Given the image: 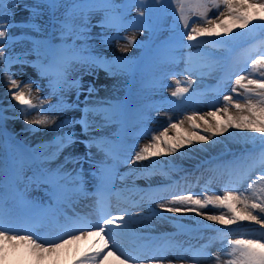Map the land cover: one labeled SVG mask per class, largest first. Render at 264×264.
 <instances>
[{
  "label": "snow or ice",
  "instance_id": "obj_1",
  "mask_svg": "<svg viewBox=\"0 0 264 264\" xmlns=\"http://www.w3.org/2000/svg\"><path fill=\"white\" fill-rule=\"evenodd\" d=\"M54 21L53 27L59 34V42L38 40L34 42L33 51L36 54L34 66L38 69L42 77H47L49 86L53 91L63 92L72 88L79 91L81 84L79 79L71 78V74L81 69L90 73L96 68H104L109 71L113 62L106 60L102 56L93 55L88 45V32L90 31L88 19L95 12H102L103 19L100 27L111 30V36H104L105 43L120 40L126 41L121 47L122 52H127L132 47H142L137 44L135 35L121 36V31H126L129 27L137 30H144L147 26L148 17L145 9L148 0H126L123 3H116L115 0H41ZM18 6V0H0V41L5 40L11 21L7 20L8 14ZM137 8V18L131 22L127 21V13L132 7ZM64 11L58 16L57 13ZM209 15V13H213ZM173 15L176 16L184 31L179 32L173 38L171 48L178 51L183 48L201 49L204 44H209L213 49H227L241 33L232 35L234 29H248L254 31L257 27L264 29V0H175ZM42 16L38 8L33 9V21L31 27L40 32V25L35 20ZM258 21L260 23H253ZM252 26L249 28V26ZM224 39L200 40L201 37H220ZM189 43H184V41ZM204 57L209 61V66L215 68L221 64V58L214 56L211 52H203ZM193 54L189 53L183 58L186 67L183 73H171L172 75H184L188 87L182 86L181 80H176V88L171 92L172 97L181 99V104H187L192 100L188 95L189 87L195 84V80L188 79V75L193 72ZM177 57L166 55L162 57V63L167 65L174 63ZM19 56L6 55L0 49V64L3 68L0 71L7 78L8 95L15 105H10L18 111L19 116L26 124L35 125L31 131H38L55 125L60 128L72 123L62 121L56 123L53 116L46 113H55L60 105H49L45 107L44 98H37L38 103H34L32 96V85L34 81H28L23 86L14 74L10 71L14 63H26ZM250 70H242L240 74L233 76L230 72H225L221 78L222 85L217 95L222 96L223 103H214V110H209L203 115L192 112L185 119L190 124V129L181 134V128L185 120L173 122L168 118L165 126L150 135L149 142L143 146L132 149L128 155V146L122 132L114 133L112 136H91V132L117 126L122 128L124 124V110L120 105L107 104V102L87 103L80 120L75 121L82 125L88 138L78 141L72 133H65L58 137L54 144L48 147L51 151L40 152L35 160L41 164L50 162L57 158L66 148H71L76 143H83L86 153L83 157L74 156L71 153L64 158V164L54 169L41 168L38 175H34L32 182L37 185H45V193L49 197L46 203H37L30 200L27 195V186L24 189L19 187L23 183L21 179V169L13 162L8 172L5 171V162L0 159V264H5L10 256L18 254L30 259V264H43L46 257L53 256L61 249L87 240L98 237L96 244L88 253H85L75 264H107L110 257H114L120 264H188L180 255L176 259H167L165 253L172 251L184 252L192 251L191 247L183 248L182 242H173L172 236L159 240L149 239L147 244L141 245L145 254L143 257L133 256L126 250L117 237L126 234L135 235L133 231V215L144 219L142 213L133 214L129 208H120L116 214L103 207L105 199L110 195L120 197L121 192L116 191L114 180L119 176L118 165H137L138 162L152 160L163 155L175 154L185 144L192 145L195 141H203L213 144L218 143L212 138L217 134L236 129L250 133H258L259 137L247 136L241 139L252 141L259 139L260 148L257 152L255 148L245 149L239 154H233V158L219 167H223L235 176L234 187H226L222 194H214L201 198L199 195L188 193L178 195L170 199L167 203L161 202L160 209L163 212L172 214L194 213L196 216H203L205 220L216 222L223 226L235 225L239 222H251L264 229V78H253V73L259 69H264V53L250 59ZM121 72L130 70L127 61H120ZM203 74V73H202ZM261 77H264L262 72ZM233 81L230 91H224L227 82ZM160 81H153L155 88ZM241 89L242 91H238ZM88 94L91 96L94 88L89 86ZM233 94L244 100L234 99ZM172 103H175L173 101ZM106 105V106H105ZM72 107V105H68ZM235 109L236 115L231 114V109ZM36 110V115H32ZM6 111V110H4ZM159 111V109H157ZM29 116H32L29 119ZM5 117L0 115V127H2ZM202 122L199 123V122ZM203 125V128H202ZM209 135H202L196 131L201 129ZM175 132L170 136L169 133ZM95 147L98 154H102V159L96 160L91 149ZM183 155V153H182ZM89 163L95 171L91 173L97 183L94 191L89 193L84 188L83 163ZM71 163L74 167L71 170L65 168V164ZM158 159L153 160L151 165H144L142 168L132 169L133 172L140 171L146 176H150L153 170L159 166ZM79 165V167H75ZM9 176L15 177V181H10ZM120 179L124 177L119 176ZM247 185L243 187V185ZM242 188V190H241ZM134 191V189H127ZM93 196L97 206L100 208V217L96 224L87 222L80 216H68L60 211L61 205L69 203L73 198ZM135 207L134 202H130ZM187 205V207H177L176 205ZM212 206L221 209L217 213L204 212L203 209ZM63 216L61 221L60 217ZM45 222L53 223L58 229V234L49 239L45 235L34 230L37 224ZM222 236L227 234L222 229H216ZM137 239H142L137 237ZM175 250V251H173ZM91 253V254H89ZM191 264H197V259L206 257L214 259L215 264H264V239L250 236L248 238H236L227 240L215 257L204 249L193 252ZM223 257V259H222ZM15 264H22L17 260Z\"/></svg>",
  "mask_w": 264,
  "mask_h": 264
},
{
  "label": "bare ground",
  "instance_id": "obj_2",
  "mask_svg": "<svg viewBox=\"0 0 264 264\" xmlns=\"http://www.w3.org/2000/svg\"><path fill=\"white\" fill-rule=\"evenodd\" d=\"M162 1H166V0H162ZM167 1H170V0H167ZM115 2L116 3H123L122 0H117ZM170 7L175 8V0H172L170 2ZM34 8H38V10L42 13V16L35 20V23L39 24L40 27L42 28L41 36H46V32L48 30V27L52 24V21H50L52 17H51L49 10L45 6H43V4L41 3V0H18V6L15 7L14 9H12V11L10 12V15H12L13 20L23 21L25 19H30L28 21L32 22L33 21V9ZM63 11L64 10L61 9L60 12L57 13V15L59 16ZM158 13H159V11L156 12L157 15H158ZM168 13L164 14V16L161 18V19H163V22L167 21L166 25H168V27L170 28L168 31H166L165 34L162 33L163 35L170 34L172 32L171 29H174L177 26L182 25L179 23V21L177 20L176 17H171L172 15L169 16ZM213 14H214V11H213V13H211V15H213ZM168 16L170 18H168ZM128 17H131V18H129V22H131L137 18V8L136 7L131 9L127 13V17H126L127 20H128ZM99 18H103V16L99 15ZM158 19H160V18H158ZM161 22H162V20H161ZM160 25H163V24H160ZM147 26H148V24H147ZM159 28H158V30H159ZM180 28L183 29V26H180ZM98 30L99 29H96V28L93 29L92 28L91 33L93 35H94V33L98 34ZM18 32L19 33L16 34V36H21V35L25 34V36L23 38H29V36L31 34L29 28H23V29L19 30ZM130 33L131 34L128 36L135 35L137 44H142L145 37L147 36V32H145V30L135 29L133 32L131 31ZM35 35L36 34L31 35V40L33 39V36H35ZM104 35L105 34H100L97 37L98 42H95V46L90 47V49H92L94 52H98V54H104L105 56H109L108 61L113 62L112 67L109 71L95 69L96 72L100 74V80H101L99 82L100 84H98L99 94L96 95L97 96L96 102L110 103L111 99L120 98L122 92H124V90H125L124 87H126V85H127V82H126L127 72H121V71H118L116 69V66L118 63L111 60L112 55L113 56L124 55L125 57H132V56H135L137 54V52L140 50L141 47H135L134 46L131 49H129L127 52H122L120 49L126 43V41H124V40L120 41L119 44L116 43L115 41H113L111 43H105L103 40ZM209 38L211 39L214 37H201L199 39L200 40H209ZM12 40H13L12 41L13 48L16 51H20L23 48H26L25 42H21V43L16 44L19 41L15 40L14 38ZM186 43H189V42H186ZM12 45L8 44L6 42H1L0 43V49H2L4 51V53H13L12 52ZM262 48H264V47H262ZM26 49H27V52H31L33 50L30 48H26ZM188 49L193 54V57H196L197 54L203 53V50H202L203 47L201 49H197L195 47L188 48ZM23 54H25V53H23ZM13 55L14 56H22L20 54L16 55L14 53H13ZM202 57L206 58L203 56V54H202ZM203 58L198 59L197 65H199L201 63ZM203 63L204 64L207 63V64L205 65L203 70L197 71V73H201V74L203 73V75H209V76L213 75L214 79L215 78L219 79L221 76H224L225 72H227V69H225V59H224V61H221V64L217 65L215 68H212L209 66L208 60L204 61ZM129 64L130 63L128 62V65ZM2 68H3V65L0 64V69H2ZM12 68L17 69V67H15V66H13ZM193 80L196 81L195 87H198L201 85V84L200 85H197V84L204 82V80H199L197 78L193 79ZM32 88L34 90L32 96L36 97L37 91L35 90L34 86H32ZM9 96L10 95H8L7 78H6V76L3 75V72L0 71V101H1V99L7 100V97H9ZM6 114H14L15 115L16 113H13V111L10 110V111H7ZM231 114H233V115L237 114L235 109H231ZM64 116L70 117L66 113L64 114ZM31 118H32V116L29 117V119H31ZM183 120H185V124L183 125V127L181 129V134H183L184 131L190 129L189 122L185 118ZM199 123L202 124V122H199ZM9 125L10 126L12 125L11 129H12V132L14 134H15V132H17L18 137H20L22 139H29L33 143L39 142V141H44L47 139H51L53 136H55V134L57 132V130L56 131L53 130V132L52 131L47 132V130L50 128V127H47L44 132L35 131L33 134H31L30 129H32L33 127H36V126L31 125V124H26L22 118L19 119L17 122H14V123L11 122ZM202 128H203V125H202ZM61 132L62 131L58 132L57 134H60ZM169 135L170 136L175 135V132L170 131ZM212 139L217 141L218 143L213 144L212 141H209L208 143H205L203 141H195V143H200L203 145V147H201V148H199L194 143L192 145L185 144V146L183 148L179 149L175 154H169V155L161 156L162 161L160 160L159 165H162L165 162L169 163V162H171V160H173V162H182V161L187 162L189 159L195 160V162L193 164H197L201 161L209 159L212 156L216 157L217 155H219V154H221L227 150L245 149V148H247V146H249V141H245L243 139L242 140L241 139H233L232 140L228 135H226V133H222V135L217 134ZM77 147L78 146L74 144L71 148H66L65 153L66 152L69 153L71 150L74 151L75 149H77ZM48 151H51V150H48ZM182 153H183V155H182ZM59 158H60L59 156L57 158H54L53 162H51V163L55 166L58 165V163H60L57 161ZM164 160H167V161H164ZM152 163H153V159L149 160V161L139 162V165L142 168L144 165H151ZM219 170H220L221 176L223 178L224 174L227 172L224 170H221V169H219ZM162 180L163 179L161 177H159L157 179H153V181H151V182L154 183V182H159ZM202 211L217 213L216 210H210V209H208V210L203 209ZM178 215H182V214H178ZM184 215L192 216L191 213L190 214H183V216ZM154 221L160 222L161 224L164 223L161 220L153 219L152 221L149 222L150 226H144V224H143L142 227L154 228V224H153ZM92 243L93 242L91 239L81 240L77 243H73V244L61 249L58 253L54 254L53 256L46 257L45 260L43 261V264H66V259L69 256L72 255L73 257L74 256L77 257L78 254H80L81 252H84L88 248H91ZM167 254L172 255L173 252L170 251V252H167ZM187 254L188 253H181L180 256H182L184 258V260L188 262V264H191V262L188 261L189 258L187 257ZM175 259H176V257H175ZM222 259H223V257H222ZM17 260H21L22 264H30V259L27 257H23L20 254H18L17 256H14V257L10 256L9 259L5 262V264H15V262ZM209 261L211 262L209 264H215L214 259H211ZM107 264H120V262L118 260H116L114 257H110Z\"/></svg>",
  "mask_w": 264,
  "mask_h": 264
},
{
  "label": "rangeland",
  "instance_id": "obj_3",
  "mask_svg": "<svg viewBox=\"0 0 264 264\" xmlns=\"http://www.w3.org/2000/svg\"><path fill=\"white\" fill-rule=\"evenodd\" d=\"M151 1H153V0H151ZM171 1L172 0L168 1V3H169L168 5L169 6H170V2ZM159 4L162 5V7H165L167 2H161ZM174 9L169 8L167 10V11H169V13H168L169 16L172 15L171 17H176L175 15L172 14L174 12ZM157 11H159L158 15L157 14H155V16L152 15L153 16L152 18L154 20V23H153L154 25H151V26H153V31H152V29H151V31L153 32V35H156V34H158V28L160 27L159 28V34L163 35L170 28L168 27V25H166L167 21L163 22V19H161L164 16V14H162L164 9L163 8H159V9H157ZM151 14H152V10H151L150 15ZM209 15L211 16V13H209ZM169 16H168V18H170ZM147 17H148V19H150L149 15ZM158 18H160V19H158ZM161 20H162V22H161ZM253 23H257L258 24L260 22L254 21ZM160 24H163V25H160ZM251 27L252 26L250 25L249 28H251ZM237 33H241V35H239L237 37V39L235 41H233V43L230 46H228L227 49H223V48L213 49L209 44H204L203 45V50L206 51V52H211V53H213V55H218V54L227 55V54H229V55L233 56V58H236L237 59V65H241V68L237 69V71L234 74H240L242 72V70H245V69L250 70V63H249L250 59L257 57L261 53H264L262 51V47H264V29L259 28V27H257L254 31H249L248 29H244V30L234 29L232 35L235 36ZM156 36H158V35H156ZM213 37L214 38H211V39L209 38V40H217V39H224L225 38L223 35H221L220 37H215V36H213ZM165 39L166 38H162L161 40L163 41ZM257 40H258V42H257ZM258 52H260V53H258ZM242 65H243V67H242ZM262 72H264V69H259L257 72L252 74L253 78H264V77H261V75H260ZM193 75L194 76L192 77L191 80L196 79V78L197 79H201L203 77L201 73H193ZM23 77H22V80H23ZM14 78L18 80L17 77H14ZM187 78L190 79V74L188 75ZM205 78L206 79H211L209 76H205ZM18 82H19V80H18ZM232 84H233V81H228L227 82V87L224 88V91H230V89L232 87ZM219 90H217V91L207 90L206 92L199 94L198 98H195L194 100L190 101L183 108L188 110L189 115H191L192 112H196L199 115H203L204 113H206L209 110H214V108L212 107L214 103H219V104L223 103L222 96H218L217 95ZM238 91H242V90L238 89ZM9 97H8V101H12V100H10L11 97L10 98ZM241 97L242 98H238V97H236L235 94H233V98L234 99H239L241 102H243L244 97L243 96H241ZM197 106H199V109L198 110H194ZM34 113H36L35 110H33L32 115H35ZM180 114L181 113L174 114L175 116L177 115V117L179 118V119L176 120L177 122L179 120H183V118L180 119ZM155 117H156V119H158L159 121H161L165 125L167 124L168 118H169L167 116V113H163V112L162 113H158L157 115H155ZM19 119H21V117L18 118V119H13V121L17 122V120H19ZM54 119L56 120L55 117H54ZM172 120L174 121V118H172ZM49 127L50 128L47 130V132H50V131H53V130L54 131L57 130L55 125H52V126H49ZM33 128H35V127H33ZM45 129L46 128H41L39 131L40 132H44ZM58 131H60V130L58 129ZM196 131L199 132L202 135H209L208 133H204L202 131V129H196ZM224 133H226V135H228L232 140L233 139H241L242 137H247V136L259 137V135H260L258 133H250V132H245V131H242V130H236V129H231V128L228 130V132H224ZM219 135H222V134H219ZM194 144H196L199 148L203 147V145L200 144V143H195L194 142ZM253 148H255V150L257 152L259 151V148H260V140L259 139H257L254 143L252 141H249V146H247V148H245V149L251 150ZM245 149L227 150V151L217 155L216 157H213V156L210 157L209 159H207L204 162V164L207 167H211V166L215 165L216 167H218V169H221V170H224V171L227 172L224 175H227L228 177H230V178L235 180L236 178H235L234 175L230 174L227 169H225L223 167H219V165H223L227 161L231 160L233 158V154L234 153L235 154H239L241 151H243ZM156 159H158L159 161L160 160L162 161L161 157L153 158V160H156ZM164 161H167V160H164ZM194 162H195V160H192V159H189L187 162H183V161L182 162H173V160H171V162H169V163L165 162V164H173L174 167L184 166V169H190L191 167H194V164H193ZM198 166H200V165H198ZM198 166H195V168L197 169ZM175 170H176V168H171L170 167L169 169H167V171L165 173L162 174V176L164 178H167V179H168V176H172L173 174L175 176L177 174V172ZM182 170H183V168L180 169V171H182ZM246 186H247L246 184L243 185V187H246ZM215 188H217V187L212 186V185H208L203 190L205 191L207 196H211V195H214V194H222V193H219L218 191H216ZM241 190H242V188H241ZM163 200H165V199H163ZM166 200L168 202L170 199L167 198ZM176 206L179 207V205H176ZM180 206L187 207V205H180ZM208 209L216 210L217 214L219 212H221V211H225V210H221V209H215L212 206H209V208H207L206 210H208ZM210 213H212V212H210ZM188 214H190V213H188ZM191 215L192 216L186 215L187 220L190 221V222H193V223L200 222V223L207 224V225L215 224L216 227L219 228V229L221 227H226V226H222V225H220V224H218L216 222L207 221V220L204 219L203 216H196L194 213H191ZM167 218H169V217H167ZM167 218H164V219H167ZM190 222H188V223H190ZM193 223H190L189 225H193ZM157 225H158V223H157ZM230 226L231 227L227 231V233L225 232L227 234V237H225L226 238L225 243H223L221 245H215L213 248H211L210 249L211 256H215L221 250L220 248L225 247V245L227 244V240H229V239H236V238H242V237L243 238H248L250 236H254L256 238L264 239V229H261L259 225H256L254 223L244 221V222H239V223H237L235 225H230ZM241 231H243V234L240 233ZM245 234H247V235H245ZM70 257L71 256H69L66 259V261ZM166 258L170 259V256L167 254ZM201 263L202 264H208V260H203V262H201Z\"/></svg>",
  "mask_w": 264,
  "mask_h": 264
}]
</instances>
